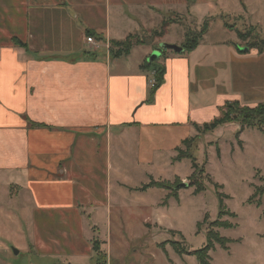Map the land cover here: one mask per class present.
<instances>
[{"label":"crops","instance_id":"0c3cea01","mask_svg":"<svg viewBox=\"0 0 264 264\" xmlns=\"http://www.w3.org/2000/svg\"><path fill=\"white\" fill-rule=\"evenodd\" d=\"M193 3L0 0V264H5L8 245L18 239L26 251H36L41 261L97 264L100 251L106 255L103 263L111 264L107 239L112 237L114 188L118 197L141 190L128 182V167L112 166L113 142L121 164H127L126 155L135 156L132 172L153 168L163 154H169L173 164L176 149L198 133L196 126L202 128L218 118L226 103L239 102L234 96L203 88L202 74L195 82L196 92L192 91L191 59L200 58L197 64L202 65L208 54L220 49L241 57L226 41L206 51L207 33L189 53L163 54L157 62L164 67V81L155 92L150 88L153 73L143 68L146 63L139 62L135 73L124 65L107 66L105 72L99 63L66 67L49 61L44 52L49 49L35 44L36 38L42 43L51 24L66 30L67 36L76 32L77 42L96 52L86 43L84 35L89 31L104 51L106 40L148 35L169 15L191 18ZM125 12L136 15L123 16L120 25L127 22L129 28L122 31V38L113 39L112 19ZM84 24L87 29L82 33L79 28ZM103 53L107 62L113 57L109 51Z\"/></svg>","mask_w":264,"mask_h":264},{"label":"rangeland","instance_id":"374dc122","mask_svg":"<svg viewBox=\"0 0 264 264\" xmlns=\"http://www.w3.org/2000/svg\"><path fill=\"white\" fill-rule=\"evenodd\" d=\"M190 12L189 19H179L173 14L164 18L165 29L162 25L148 35L144 32L132 35L135 37L132 41L139 39L145 46L133 47L129 56L112 57L111 43L106 40L104 51H109L108 55L112 57L108 62L99 47L100 41L94 36L92 38L98 47L86 42L96 51L91 52L84 43L77 42L76 32L67 36L66 30L51 24H47L48 29H45L48 36L41 39L42 43L36 38L35 44L40 47L44 44L49 49L44 51L49 61L62 62L66 67L99 63L105 72L107 66L124 65L129 72L135 73L139 62L151 64L150 59L155 52L158 56L153 62L160 61L164 53L175 55L173 51L161 50V44L182 48L189 34L198 33L207 25L208 32L204 37L206 51L214 43L226 41L231 42L241 57L236 58L220 49L218 53L208 54L202 65L197 64L200 58L191 59L193 93L196 92L195 82L202 74L203 88L234 96L235 100L242 102L241 107L264 104V45H259L264 41V0H194ZM117 15L119 18L112 19L114 22L110 27L112 38L116 40L122 38V31L130 25L127 22V25H120L123 16L131 18L136 13ZM171 25L175 26L170 28ZM86 29L85 24L79 28L82 33ZM183 31L187 37H183ZM160 33L162 36L157 37ZM169 33L171 37L168 38ZM238 33L247 38H239ZM89 35L85 33L84 36L87 38ZM166 40L167 43H163ZM146 74L148 81L152 80L151 74ZM153 83L150 84L151 91ZM187 142L179 148L182 155L191 156L197 164L194 181L190 180L192 160L183 159L171 164L169 154H163L162 160L153 168L146 166L141 172H132L135 156L126 155L127 164H121L113 142L112 166L130 169L128 182L132 183L131 186L142 189L150 184L151 177L157 183L172 186L180 183L173 188L176 197L171 190L157 187L128 194L122 192L118 197L114 188L112 237L107 239L111 245V264H199L195 256L180 254L178 250L187 253L201 250L208 244L207 236L211 231L229 243L226 249L214 243V249L208 253L210 264H264V129L241 130L236 124H227L211 133H195ZM100 154L103 156L102 152ZM191 183L195 186H190ZM181 184L186 187H180ZM199 186L204 191L195 194ZM256 189L258 193L263 192L262 195L249 201ZM220 211H223L221 218L218 216ZM215 222L220 226H215ZM225 224L231 228H224ZM8 248L5 264H60L57 260L36 259L37 252L26 251L22 239L13 242V246L8 245ZM97 257L99 264H104L102 260L104 257L106 260V255L99 251ZM86 264H92V261Z\"/></svg>","mask_w":264,"mask_h":264},{"label":"trees","instance_id":"16d2710c","mask_svg":"<svg viewBox=\"0 0 264 264\" xmlns=\"http://www.w3.org/2000/svg\"><path fill=\"white\" fill-rule=\"evenodd\" d=\"M163 29H165V25H163L162 27ZM208 27L207 25H204L202 30L198 33H191L188 35V37L186 38V41L184 43V45L182 46V49L184 50V52H191L193 50H195L198 45L199 42L202 38V36L206 33ZM87 34H90V36H95V34L93 32H87ZM239 38L245 39L247 38L244 37L243 34L238 33L237 34ZM154 36V35H153ZM157 37H161V33L156 35ZM97 38L100 39V37ZM135 38L134 36L130 35L127 38H125L123 41H111L110 45L112 47L111 52L113 53V57H119V56H126L129 54L130 50L133 47L136 46H145L144 42L139 40V39H135L136 41H132L131 39ZM16 45L18 46H23V44H21V42L14 40L13 41ZM259 45H264V41L260 42ZM257 47V45H255ZM258 48V47H257ZM114 49H116L114 51ZM260 53V51H258ZM144 69L146 70H151L153 73V77H154V87L152 89L151 92H155L157 89L160 88V86L163 84L164 81V67L163 65L157 63L156 62H152L151 64L146 63L145 67L143 66ZM227 111V113L225 112ZM227 124H236L238 126H240L241 130L244 129H256L258 131H262L264 129V104H257L254 107H249V106H244L241 107L239 102H230V103H226L221 109H220V115L218 118L214 119L211 123L209 124H205L203 125L202 128H199L196 126V130L198 132V134H207V133H211L213 131H215L216 129L227 125ZM34 127H39L38 125H32ZM41 127V126H40ZM189 139L185 140L182 142V145H186ZM177 152V156L174 158L175 162H179L183 159H190L192 160V169H193V173L190 177V180L195 179V173H196V168H197V164L195 162V160L191 159L192 157L189 155H182L181 153V149L177 148L176 149ZM194 181V180H193ZM180 183V182H179ZM179 183H177L176 185L174 184V186L169 185V184H165V183H157L154 181H151L150 184L146 185L145 187H143L141 190H146L149 187H157V188H164L165 190H171L175 197H176V193L173 190L174 187H176ZM190 186H195L194 184H190ZM216 188H219L218 186H216ZM204 189L199 186V188H196L194 193L195 194H199L201 192H203ZM264 192V191H263ZM258 193V189H256L254 195L250 198L249 201H251L252 199H254L257 195H262V193ZM173 195V197H174ZM219 198L221 197L220 194H218ZM258 205V204H257ZM219 218H221L223 216V211H220L218 214ZM215 226H220L219 223H213ZM226 227L224 228H231L230 225L225 224ZM207 240H208V244L202 248L199 251H194V252H182L178 250V253L180 254H189L191 256H195L196 260L198 261L199 264H210V257L208 255V253L214 249V243L215 244H219L223 249H226V245L229 243L226 239L224 238H220V236L215 233L214 231H211L210 233H208L207 236Z\"/></svg>","mask_w":264,"mask_h":264},{"label":"water","instance_id":"95a60500","mask_svg":"<svg viewBox=\"0 0 264 264\" xmlns=\"http://www.w3.org/2000/svg\"><path fill=\"white\" fill-rule=\"evenodd\" d=\"M160 49L163 50V51H165V50H170V51H173V52H175V53H177V54H181V53L184 52V50H183L182 48H180V47L171 46V45H166V44H161V45H160ZM157 54H158V53L155 52V54L151 57V59H150V62H151V63H152L153 61L157 60V56H158ZM180 187H186V185H185V184H181ZM14 252H15V254H18L17 251H14Z\"/></svg>","mask_w":264,"mask_h":264},{"label":"built area","instance_id":"2783aa9c","mask_svg":"<svg viewBox=\"0 0 264 264\" xmlns=\"http://www.w3.org/2000/svg\"><path fill=\"white\" fill-rule=\"evenodd\" d=\"M86 42L88 43V44H92V45H96V43L94 42V39L92 38V37H87L86 38ZM154 87V83H153V85H152V88Z\"/></svg>","mask_w":264,"mask_h":264}]
</instances>
